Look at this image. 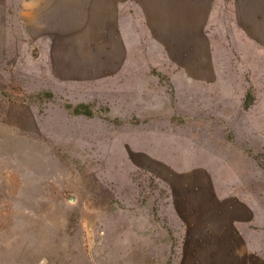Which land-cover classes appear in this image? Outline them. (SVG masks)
<instances>
[{
  "label": "rangeland",
  "instance_id": "rangeland-1",
  "mask_svg": "<svg viewBox=\"0 0 264 264\" xmlns=\"http://www.w3.org/2000/svg\"><path fill=\"white\" fill-rule=\"evenodd\" d=\"M14 62L0 61V264H197L210 220L238 202L264 242V94L249 77L74 89Z\"/></svg>",
  "mask_w": 264,
  "mask_h": 264
},
{
  "label": "crops",
  "instance_id": "crops-1",
  "mask_svg": "<svg viewBox=\"0 0 264 264\" xmlns=\"http://www.w3.org/2000/svg\"><path fill=\"white\" fill-rule=\"evenodd\" d=\"M6 58L19 74L74 89L104 76L115 89L156 71L192 84L222 73L225 85L249 77L264 94V0H0V61ZM248 208L238 202L234 216L223 210L210 220L193 253L197 264H264Z\"/></svg>",
  "mask_w": 264,
  "mask_h": 264
}]
</instances>
